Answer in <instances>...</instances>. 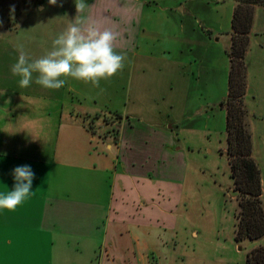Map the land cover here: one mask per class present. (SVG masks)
<instances>
[{"label":"crops","instance_id":"obj_1","mask_svg":"<svg viewBox=\"0 0 264 264\" xmlns=\"http://www.w3.org/2000/svg\"><path fill=\"white\" fill-rule=\"evenodd\" d=\"M7 1L0 9V191H11L13 169L28 165L34 195L0 210V264H163L173 253L172 208L180 203L160 181L176 176L172 162L184 164L180 134L197 131L198 118L204 131L216 118L226 127L222 105L219 112L209 106L228 97L232 20L209 27L204 19L224 20L225 7L220 0H85L78 16L117 33L116 51L126 56L134 110L121 111L101 87L71 78L53 90L34 74L19 87L11 72L17 45L40 58L77 12L75 0L5 8ZM108 111L123 120L97 121L93 130L82 120Z\"/></svg>","mask_w":264,"mask_h":264},{"label":"rangeland","instance_id":"obj_2","mask_svg":"<svg viewBox=\"0 0 264 264\" xmlns=\"http://www.w3.org/2000/svg\"><path fill=\"white\" fill-rule=\"evenodd\" d=\"M10 2L17 3V0H8L5 8ZM220 4L225 7L224 20L220 19L219 22L218 16L214 20L204 17L207 26H226L228 15L231 23L235 2L220 0ZM227 8L229 11H226ZM254 12L244 60V106L248 110L246 123L253 142V158L262 178L264 206V9L255 7ZM211 14L215 17L214 13ZM125 71L123 69L109 80H101L99 86L105 100L121 111L128 106L134 110L131 100L134 90L131 93L132 80L129 78L131 73L128 76ZM226 89L228 91V81ZM223 101L216 100L209 109L219 112ZM197 102L199 105L200 100ZM104 113L110 115L109 111ZM195 127L197 131L180 134L182 143L178 147L184 164L179 159L172 162V169L169 170L176 176L170 181L163 182L164 177L160 181L163 191L171 192V201L180 203L177 209L172 208L175 211L176 231L175 239L168 242L167 249L173 250V253L171 256L165 253L163 264H246L248 254L254 248L264 246V237L256 241L239 242L236 239L239 203L226 154L225 120L214 119L209 131H204L203 120L198 118Z\"/></svg>","mask_w":264,"mask_h":264},{"label":"clouds","instance_id":"obj_3","mask_svg":"<svg viewBox=\"0 0 264 264\" xmlns=\"http://www.w3.org/2000/svg\"><path fill=\"white\" fill-rule=\"evenodd\" d=\"M57 5V0H48ZM77 16L52 42L51 50L32 59L17 45L18 60L11 66L13 76H18L19 87L27 88L33 82L45 89L58 90L69 78L99 87L101 80H109L124 68L126 56L116 51L117 33L102 28L95 22L86 23L78 16L88 7L85 0H75ZM13 189L0 191V210L14 211L34 192V173L30 166H18L12 171Z\"/></svg>","mask_w":264,"mask_h":264},{"label":"trees","instance_id":"obj_4","mask_svg":"<svg viewBox=\"0 0 264 264\" xmlns=\"http://www.w3.org/2000/svg\"><path fill=\"white\" fill-rule=\"evenodd\" d=\"M232 45L230 57L229 91L222 107L226 110L227 157L238 197L237 235L239 242L256 241L264 237L263 185L259 167L253 158V142L246 123L248 110L244 106L246 95L245 56L249 35L254 22V8L264 9V0H233ZM89 128L95 122L110 125L122 121L119 114L85 116ZM93 130V129H92ZM94 133V132H93ZM96 133V132H95ZM109 133L117 134V129ZM246 264H264V246L254 248L247 256Z\"/></svg>","mask_w":264,"mask_h":264}]
</instances>
